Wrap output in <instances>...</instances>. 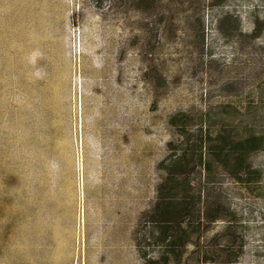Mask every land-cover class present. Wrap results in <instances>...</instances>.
Wrapping results in <instances>:
<instances>
[{
    "label": "rangeland",
    "instance_id": "1",
    "mask_svg": "<svg viewBox=\"0 0 264 264\" xmlns=\"http://www.w3.org/2000/svg\"><path fill=\"white\" fill-rule=\"evenodd\" d=\"M254 137L245 187L215 157ZM0 264H264V0H0Z\"/></svg>",
    "mask_w": 264,
    "mask_h": 264
},
{
    "label": "trees",
    "instance_id": "2",
    "mask_svg": "<svg viewBox=\"0 0 264 264\" xmlns=\"http://www.w3.org/2000/svg\"><path fill=\"white\" fill-rule=\"evenodd\" d=\"M259 142L257 137L246 138L244 140L237 141L234 146H230L223 142L220 150L216 153L215 159L225 167L228 175L237 183L249 186L257 180V173L259 171L254 169L249 162V154L253 149L252 145ZM186 153H180L177 157L175 155L169 156L171 164L176 169L168 168L165 178L159 184L157 201L155 203L154 210L157 216V223L160 228L159 240L165 246H174L172 238H170L168 231L170 229L177 230L182 223L190 225L193 220V207L188 193H182L179 201H176L175 193H172L178 186L174 185L176 179L186 173L185 170H181L182 164L187 163ZM173 158V159H172ZM166 160L162 162L164 164ZM174 183V184H172ZM189 190V189H188ZM187 192V190H186ZM220 208L210 211V205L203 210V219L205 222H213L216 220H222L225 223L224 234L227 240L232 241V234L234 228V218L232 217L234 211L230 210L228 206L220 202ZM230 247H227V250ZM206 261V260H205Z\"/></svg>",
    "mask_w": 264,
    "mask_h": 264
}]
</instances>
